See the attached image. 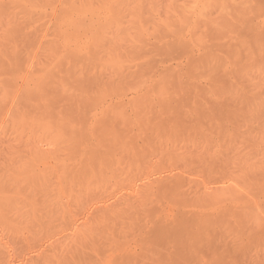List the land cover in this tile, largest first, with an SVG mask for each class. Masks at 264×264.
Wrapping results in <instances>:
<instances>
[{"label": "rangeland", "instance_id": "obj_1", "mask_svg": "<svg viewBox=\"0 0 264 264\" xmlns=\"http://www.w3.org/2000/svg\"><path fill=\"white\" fill-rule=\"evenodd\" d=\"M163 175L225 192L134 198ZM0 207V264H154L186 209L215 237L173 264H264V0H0Z\"/></svg>", "mask_w": 264, "mask_h": 264}, {"label": "bare ground", "instance_id": "obj_2", "mask_svg": "<svg viewBox=\"0 0 264 264\" xmlns=\"http://www.w3.org/2000/svg\"><path fill=\"white\" fill-rule=\"evenodd\" d=\"M14 11V10H13ZM3 12V11H2ZM12 13V12H11ZM3 15H4V12H3ZM55 16V15H54ZM47 17V16H46ZM11 19H13V18H11ZM41 19H43V18H41ZM22 20V19H21ZM77 20V19H76ZM81 20V19H80ZM79 20V21H80ZM22 22H23V20H22ZM79 23H82V22H79ZM10 24H12V23H10ZM10 24H9V26H10ZM76 24V23H75ZM82 25V24H81ZM74 27H75V25H74ZM176 155V154H175ZM175 158V157H174ZM178 158H179V156H178ZM178 158H176V159H178ZM175 159V160H176ZM181 159V158H180ZM38 161H40V160H38ZM180 161V160H179ZM172 164V163H171ZM173 165V164H172ZM171 165V166H172ZM169 166H170V163H169ZM170 166V167H171ZM174 167H175V165H173ZM166 168V167H165ZM173 168V167H172ZM175 168H177V166L175 167ZM162 169H164V168H162ZM178 169V168H177ZM165 170V169H164ZM166 171V170H165ZM167 171H169V170H167ZM172 170H170L169 172H171ZM33 173V172H32ZM35 173V172H34ZM34 173H33V175H34ZM163 173V172H162ZM26 174V173H25ZM158 174H160L159 172H158ZM170 174V173H169ZM29 175V174H28ZM167 175H168V173H167ZM164 176V175H163ZM29 178V177H28ZM27 177L25 178V179H28ZM44 178V177H43ZM174 177L172 176H164V177H158V178H156V179H154V180H150V178H147V179H149L147 182H149V183H145V184H141V186L140 185H138L139 187H137L136 186V188H138V190H136L135 189V191H137L136 192V194H135V197L134 198H136V196L138 195V194H140V193H146L145 194V196H149L150 194H151V190H152V187L155 185V184H157V183H161V182H166L167 184H168V188H169V195H171L174 199H177V201H179V199L181 200H185V202L186 201H189V203L188 202H184L185 203V205H188V204H190L192 207L193 206H195V205H199L200 207L202 206V207H204L205 208V206L207 205H209V207L211 206V205H213V198H215V197H212V194L213 195H215V193H216V191H217V193L219 192V189H217V188H210V187H204L203 189H198L197 187H194V186H189V185H187V186H182V187H179L180 185H178L177 183V185H178V187H176V185H175V182H174V184H173V179ZM42 179V178H41ZM24 180V179H23ZM39 181V180H38ZM41 181V180H40ZM19 182V181H18ZM18 182L16 183L17 185H19L18 184ZM47 182V181H46ZM136 182V181H135ZM36 183H37V181H36ZM33 184H34V182H33ZM132 184V186H133V183H131ZM212 184V183H211ZM35 185V184H34ZM47 185V184H46ZM14 186V185H13ZM40 186V185H39ZM131 186V185H130ZM189 186V187H188ZM15 187H17L16 185H15ZM111 187H113V186H111ZM134 187H135V185H134ZM187 187V188H186ZM19 188H20V186H19ZM46 188V187H45ZM118 188V187H117ZM116 188V189H117ZM197 188V189H196ZM201 188H202V186H201ZM4 189V188H3ZM17 189H18V187H17ZM24 189V188H23ZM37 189V188H36ZM43 189V188H42ZM50 189V188H49ZM27 189H25V191H26ZM31 190V189H30ZM41 190V189H40ZM80 190V189H79ZM112 190V189H111ZM221 190V189H220ZM3 191V190H2ZM10 191V190H9ZM21 191V190H20ZM4 192V191H3ZM48 192V191H47ZM77 192V191H76ZM82 192V191H81ZM106 192V191H105ZM225 191H223V193H224ZM26 193V192H25ZM24 193V194H25ZM41 193H42V191H41ZM147 193H149V194H147ZM221 191L219 192V194H223ZM12 194H14V192H12ZM19 195H20V193H18ZM22 194V193H21ZM76 194V193H75ZM80 194V193H79ZM107 194V193H106ZM46 195H47V193H46ZM95 195H97V194H95ZM110 195V194H109ZM113 195V194H112ZM116 195V194H115ZM88 196V195H87ZM94 196V195H93ZM101 196V195H100ZM106 196V195H105ZM217 196H218V194H217ZM8 197V196H7ZM88 197H91V196H88ZM98 197V196H97ZM121 197V196H120ZM206 197H208V198H206ZM226 197V196H225ZM108 198H109V196H108ZM113 198H114V195H113ZM8 199V198H7ZM91 199V198H90ZM102 199H104V198H102ZM121 198H119L118 200H120ZM122 199H124V198H122ZM126 199V198H125ZM234 199H236V198H234ZM9 200V199H8ZM19 200V199H18ZM86 200V199H85ZM94 200H96V199H94ZM128 200H130V198L128 199ZM179 201V203L180 202H182L183 203V201ZM233 200V199H232ZM2 201V200H1ZM4 201H5V199H4ZM88 201H90V200H88ZM218 201V200H217ZM103 202V201H102ZM101 202V203H102ZM117 202V201H116ZM124 202H126L127 203V201L125 200V201H118V203H114V204H112L111 203V206H108V207H106V209L105 210H108L109 208H114V207H116L117 208V206H120V207H118V208H124L123 206L121 207V204L123 205V203ZM6 203V205H7V202H5ZM89 203H91V202H89ZM121 203V204H120ZM130 203V202H129ZM126 204L127 205V207L129 208L131 205V203L130 204ZM212 203V204H211ZM1 204H4V203H1ZM10 204V203H9ZM82 204V203H81ZM109 204V203H108ZM27 205V204H26ZM110 205V204H109ZM125 205V204H124ZM184 205V204H183ZM20 206V205H19ZM215 206V205H214ZM6 207V206H5ZM54 207V206H53ZM190 207V206H189ZM197 207V206H196ZM196 207H194V208H196ZM198 208V209H201V208ZM209 207H208V209H209ZM1 208V207H0ZM125 208H126V206H125ZM203 208V209H204ZM38 209V208H37ZM48 209V208H47ZM59 209H60V207H59ZM59 209H57V210H59ZM115 209V208H114ZM181 209V208H180ZM211 209V208H210ZM11 210H12V208H11ZM17 210V209H16ZM19 210V209H18ZM25 210V209H24ZM36 210V209H35ZM83 210V209H82ZM97 210V209H96ZM119 212L121 211V209H117ZM126 210H127V208H126ZM125 210V211H126ZM187 211H182L181 210V212L178 210L177 211V213H173V214H175V215H172L171 213H169V214H171L170 216H166V217H164L163 219H172V220H174L175 218H178V219H180L179 220V222H178V224H177V226L174 228V229H172L171 231H172V233H173V235H172V237H165V235H166V233H162V235H161V230L160 229H156V231H157V233H158V235H154V233L148 238V239H150L148 242L149 243H152V244H154V247H152L151 246V244H149L152 248H148V251H149V249H151L149 252H151V254H149V257H151V258H149V259H151V261H155V259H153L154 257L156 258H158V259H160V256H165V260H167V263H168V261H170L172 264H173V262H174V260L173 261H171L172 260V257L175 255L174 253H169L168 252V249H170V248H172V247H176V250H177V247H178V252H179V255H181V253L183 254L184 253V257L183 258H185V257H187V258H185V259H191L190 258V255H191V257L192 258H194L193 256H196L198 253H199V251L201 250V247H203V242H209V241H211L212 239H214V237H215V235H214V232H215V228H216V222L215 221H209L208 219H211L213 216H215V212H216V209H214L213 211H212V213L211 212H207L205 209L204 210H200V212L199 211H194V210H189V209H186ZM189 210V211H188ZM1 211V210H0ZM22 211V210H21ZM101 211H102V209H101ZM116 210H113V212H115ZM4 212V211H3ZM2 212V213H3ZM17 212V211H16ZM26 212V211H25ZM38 212V211H37ZM36 212V213H37ZM40 212V211H39ZM42 212V211H41ZM97 212V211H96ZM95 212V213H96ZM100 212V211H99ZM107 212V211H106ZM105 212V213H106ZM109 212H110V209H109ZM118 212V213H119ZM123 212V211H122ZM178 212H180V213H178ZM18 213V212H17ZM16 213V214H17ZM21 213V212H20ZM19 213V214H20ZM84 213V212H83ZM91 213V212H90ZM104 213V212H103ZM117 213V214H118ZM57 214V213H56ZM107 214V213H106ZM106 214H104L105 216H106ZM114 214V213H113ZM160 214V213H159ZM13 215V214H12ZM51 215H53V214H51ZM155 215H157V214H155ZM164 215H165V213H164ZM17 216H19V215H17ZM22 216V215H21ZM36 216V215H35ZM43 216H45L44 214H43ZM49 216H50V214H49ZM83 216V215H82ZM118 216V215H117ZM119 216H120V214H119ZM159 215H157V217H158ZM37 217V216H36ZM51 217V216H50ZM64 217V216H63ZM86 217V216H85ZM107 217V216H106ZM109 217V216H108ZM149 217V216H148ZM48 218V217H47ZM47 218H45L46 220H47ZM80 218V217H79ZM155 218V217H154ZM158 218H161L160 216L158 217ZM157 218V219H158ZM38 219V218H37ZM42 219H44V218H42ZM57 219V218H56ZM72 219V218H71ZM156 219V218H155ZM10 220V219H9ZM38 221V220H37ZM44 222H46L45 220H43ZM43 221H40V225H41V222L43 223ZM60 221V220H59ZM73 221V220H72ZM105 221H107V220H105ZM56 222H58V221H56ZM69 223H71L70 222V220L68 221ZM88 222V221H87ZM30 223H31V221H30ZM29 223V224H30ZM47 223V222H46ZM65 223H66V221H65ZM33 224V223H32ZM45 224V223H44ZM48 224H50V222L48 223ZM51 224H52V220H51ZM53 224H54V222H53ZM74 224V223H73ZM81 224V223H80ZM88 224V223H87ZM31 225V224H30ZM65 225V224H64ZM84 225V224H83ZM86 225V224H85ZM33 226V225H32ZM42 226V225H41ZM57 226V225H56ZM62 226V225H61ZM81 226V225H80ZM87 226V225H86ZM35 227H37V226H35ZM40 227V226H39ZM50 228H51V226H49ZM58 227H60V224L58 225ZM82 227V226H81ZM87 227H89V226H87ZM160 227V226H159ZM158 227V228H159ZM44 228V227H43ZM46 228V227H45ZM55 228V227H54ZM57 228V227H56ZM61 228V227H60ZM46 229H48V228H46ZM45 229V230H46ZM53 229V228H52ZM58 229V228H57ZM81 229V228H80ZM79 229V230H80ZM86 229V228H85ZM90 229H92L91 227H90ZM44 230V231H45ZM51 230V229H50ZM87 230V229H86ZM47 231V230H46ZM88 231V230H87ZM49 232V231H48ZM145 231H143V232H139V234H140V236L139 235H136V238L138 239V238H140L141 240V242H143V241H145L146 240V237H147V235L150 233V231L149 230H147V232H145ZM160 232V233H159ZM51 232H49V234H50ZM58 233V232H57ZM81 233V232H80ZM91 233V232H90ZM44 234V233H43ZM48 234V233H47ZM53 234V233H52ZM83 234V233H82ZM55 235V234H54ZM85 235V234H84ZM191 235H194L196 238H198V240H194L195 242H192V238H191ZM46 236V235H45ZM70 236H72V235H70ZM77 236V235H76ZM132 236H134V233H133V235ZM132 236H130V237H132ZM138 236V237H137ZM53 237V236H52ZM78 237V236H77ZM87 237V236H86ZM129 237V236H128ZM129 237V238H130ZM200 237H202V238H200ZM43 238H44V236H43ZM46 238V237H45ZM68 238H69V236H68ZM75 238V237H74ZM73 238V239H74ZM85 238V237H84ZM112 238V237H111ZM114 238V237H113ZM127 238V237H126ZM132 238H135V237H132ZM64 239V238H63ZM77 239H79L80 240V238H77ZM76 239V240H77ZM87 239H88V237H87ZM147 239V240H148ZM45 240V239H44ZM48 240H50V239H48ZM57 240V239H56ZM71 240H72V237H71ZM70 240V241H71ZM100 240V239H99ZM204 240V241H203ZM60 242L62 241L61 240V238H60V240H59ZM59 241H54V242H56L57 244H58V242ZM64 241V240H63ZM62 241V242H63ZM70 241H69V243H70ZM78 241V240H77ZM83 241V240H82ZM87 241V240H86ZM132 241H134V240H132ZM160 241H162V243H160ZM59 242V243H60ZM65 242V241H64ZM63 242V245L65 244ZM68 242V241H67ZM74 242V241H73ZM79 242V241H78ZM85 242V241H84ZM116 242V241H115ZM125 242V241H124ZM127 242H128V240H127ZM134 242H136V241H134ZM81 243H83V242H81ZM93 243H96V242H93ZM105 243V242H104ZM109 243V242H108ZM107 243V244H108ZM130 243V242H129ZM55 244V243H54ZM57 244H55V245H57ZM79 244V243H78ZM110 244V243H109ZM133 244H135V243H133ZM160 244H162V246H163V248L161 249V250H165V252H163L162 251V253H161V251H159L160 252V256H159V252H158V254L157 253H155L154 251L156 250H154L153 248H155V247H159V245ZM207 244V243H206ZM61 245V244H60ZM59 245V246H60ZM70 245V244H69ZM80 245V244H79ZM83 245V244H82ZM87 245V244H86ZM105 245V244H104ZM149 245H148V247H149ZM156 245V246H155ZM48 246H50V244L48 245ZM53 246V243H52V245H51V247ZM58 246V245H57ZM72 246V245H71ZM161 245H160V247H162ZM50 247V248H51ZM55 247V246H54ZM64 247V246H63ZM68 247L69 246H67V249H68ZM74 247H76V246H74ZM101 247H102V245H101ZM159 247V248H160ZM49 247H47V249H48ZM61 248V247H60ZM73 247H71V249H72ZM83 248H85V247H83ZM128 248V247H127ZM131 248V247H130ZM209 248V247H208ZM46 249V248H45ZM53 249H55V248H53ZM58 249V248H57ZM64 249H65V247H64ZM74 249V248H73ZM152 249H153V254H152ZM181 249V250H180ZM50 250V249H49ZM69 250V249H68ZM79 250V249H78ZM123 250H125V249H123ZM131 250V249H130ZM145 250H146V248H145ZM59 251V250H58ZM80 251V250H79ZM94 251H95V247H94ZM117 251H119V250H117ZM121 251H122V249H121ZM177 251H176V253H177ZM47 252V251H46ZM62 252H63V250H62ZM68 252V251H67ZM72 252V251H71ZM96 252V251H95ZM125 252H127V251H125ZM124 252V253H125ZM133 252H135V250L133 251ZM146 252V251H145ZM45 253V252H44ZM75 253V252H74ZM166 253V254H165ZM63 254V253H62ZM111 254H114V253H111ZM127 254H129V253H125L124 255H127ZM132 254V258L130 257L129 258V256H127V257H122V258H125L124 260L120 257V259H122V261L120 260V262H121V264L123 263V261H124V264L127 262V264H131V260H133L132 261V264L134 263H137V261H136V259H138L139 257L141 258V256H143V255H141L140 253H139V255H141V256H139L137 253H132V252H130V255ZM155 254H156V256H155ZM165 254V255H164ZM186 254H190L189 255V257H188V255H186ZM67 255V254H66ZM151 255V256H150ZM158 255V256H157ZM179 255L178 254H176V256H175V258L173 257V259H175V260H177L178 259V257H179ZM62 256V255H61ZM65 256V255H64ZM137 256H139V257H137ZM147 256H148V254H147ZM181 256H183V255H181ZM40 257H41V255H40ZM109 257V256H108ZM137 257V258H136ZM145 258H146V253H145V256H144ZM167 257V258H166ZM69 258V257H68ZM86 258V257H85ZM105 258V257H104ZM119 258V256H117L116 255V257H115V259H118ZM134 258H136V259H134ZM139 258V259H140ZM177 258V259H176ZM179 258H182V257H179ZM107 259V258H106ZM113 259H114V257H113ZM147 259V258H146ZM145 259V260H146ZM149 259H147L146 261H150ZM158 259L155 261V262H153L154 264L158 261ZM143 259H141V261H142ZM162 260H163V258H162ZM179 260H182V259H179ZM179 260H177V261H179ZM126 261V262H125ZM130 261V262H129ZM136 261V262H135ZM144 261V260H143ZM142 261V262H143ZM117 262H119V259H118V261ZM119 262V263H120ZM164 262V261H163ZM169 262V263H170ZM176 262V261H175ZM118 263V264H119ZM166 263V264H167ZM168 263V264H169ZM137 264H140V260H139V263H137ZM141 264H143V263H141ZM148 264H150V263H148ZM163 264H165V263H163Z\"/></svg>", "mask_w": 264, "mask_h": 264}]
</instances>
